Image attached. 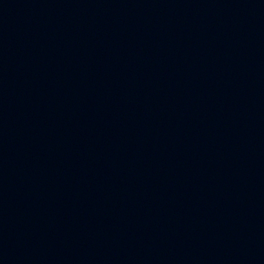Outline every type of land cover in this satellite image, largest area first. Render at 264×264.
Wrapping results in <instances>:
<instances>
[{"label":"water","instance_id":"95a60500","mask_svg":"<svg viewBox=\"0 0 264 264\" xmlns=\"http://www.w3.org/2000/svg\"><path fill=\"white\" fill-rule=\"evenodd\" d=\"M0 264H264V0H0Z\"/></svg>","mask_w":264,"mask_h":264}]
</instances>
